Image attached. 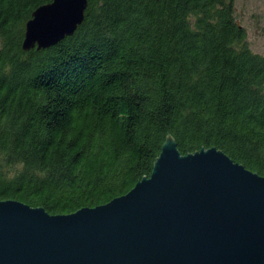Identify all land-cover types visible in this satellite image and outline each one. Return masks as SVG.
I'll return each mask as SVG.
<instances>
[{"label": "trees", "instance_id": "obj_1", "mask_svg": "<svg viewBox=\"0 0 264 264\" xmlns=\"http://www.w3.org/2000/svg\"><path fill=\"white\" fill-rule=\"evenodd\" d=\"M48 1L0 0V199L105 202L150 173L166 134L264 174V54L233 0H88L73 33L24 50Z\"/></svg>", "mask_w": 264, "mask_h": 264}, {"label": "water", "instance_id": "obj_2", "mask_svg": "<svg viewBox=\"0 0 264 264\" xmlns=\"http://www.w3.org/2000/svg\"><path fill=\"white\" fill-rule=\"evenodd\" d=\"M87 1L36 6L21 47L73 33ZM0 264H264V174L166 134L150 173L105 202L50 213L0 199Z\"/></svg>", "mask_w": 264, "mask_h": 264}, {"label": "rangeland", "instance_id": "obj_3", "mask_svg": "<svg viewBox=\"0 0 264 264\" xmlns=\"http://www.w3.org/2000/svg\"><path fill=\"white\" fill-rule=\"evenodd\" d=\"M235 19L246 31L251 49L264 54V0H233Z\"/></svg>", "mask_w": 264, "mask_h": 264}]
</instances>
